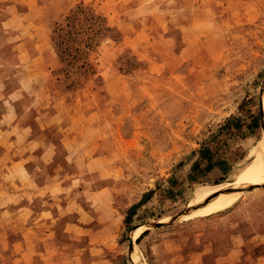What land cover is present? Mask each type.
<instances>
[{"label": "rangeland", "instance_id": "1", "mask_svg": "<svg viewBox=\"0 0 264 264\" xmlns=\"http://www.w3.org/2000/svg\"><path fill=\"white\" fill-rule=\"evenodd\" d=\"M79 5L115 30L69 89L51 35ZM263 150L264 0H0V264H264V183L179 216Z\"/></svg>", "mask_w": 264, "mask_h": 264}, {"label": "trees", "instance_id": "2", "mask_svg": "<svg viewBox=\"0 0 264 264\" xmlns=\"http://www.w3.org/2000/svg\"><path fill=\"white\" fill-rule=\"evenodd\" d=\"M113 30L105 17L87 5L72 8L63 22L56 24L51 39L59 60L57 73L69 89L97 74L91 55ZM147 233L145 231L138 241Z\"/></svg>", "mask_w": 264, "mask_h": 264}, {"label": "bare ground", "instance_id": "3", "mask_svg": "<svg viewBox=\"0 0 264 264\" xmlns=\"http://www.w3.org/2000/svg\"><path fill=\"white\" fill-rule=\"evenodd\" d=\"M258 176H259V178H258ZM262 181H264V150H263V155L261 156L257 165L251 164L249 167H247L239 175V177L236 180H234L232 182L227 181L224 183H217V184H213V185H203V186L199 187L195 191L194 195L192 196V200L190 201V205L198 203V201H200L201 199H203L202 202H204L206 205H204V207H202L198 210H193L194 207H196V206H191L190 209H192V208L193 209L190 210L188 215L198 216V214L208 212V209H211V208L218 206V205H221L223 203L224 204L228 203V201H229V199L221 197V196H224L225 194H229L228 192L220 194L218 197H221V198H219L218 201H215V202H212L211 200L216 199L218 197L206 198V197H209L211 194L217 193V192H219L223 189H226V188H244V186L247 184H249V186H246V187H250L252 185H261ZM144 228H145V226L136 230L135 237H137L143 231ZM132 260H133V264H146L143 256L141 255V253L139 251L132 252Z\"/></svg>", "mask_w": 264, "mask_h": 264}, {"label": "crops", "instance_id": "4", "mask_svg": "<svg viewBox=\"0 0 264 264\" xmlns=\"http://www.w3.org/2000/svg\"><path fill=\"white\" fill-rule=\"evenodd\" d=\"M30 139H28V142L26 144V160H29L31 162H41L43 164H47L45 155H46V147L45 146H38L36 142H29ZM18 150V148H17ZM58 162V161H57ZM60 178L64 177H41V180H37L36 177H32V175H29L28 177H25L26 182L34 183L35 182V188H28V190L25 192L26 197H30L31 199H41L44 196H46L49 192V183L51 184H59ZM89 180V179H88ZM15 181H21L19 177H15ZM61 181V182H62ZM67 182V181H65ZM90 182V180H89ZM31 185V184H30ZM86 187V186H85ZM262 256H260L258 259V263L260 264L262 262ZM76 259V258H75ZM22 261V259H20ZM38 262L40 260L42 261L41 257L36 258ZM27 264H33L34 259H26L25 260ZM35 262V264H40L38 262Z\"/></svg>", "mask_w": 264, "mask_h": 264}, {"label": "water", "instance_id": "5", "mask_svg": "<svg viewBox=\"0 0 264 264\" xmlns=\"http://www.w3.org/2000/svg\"><path fill=\"white\" fill-rule=\"evenodd\" d=\"M260 185H252L248 188L244 187V188H227L225 190H221L217 193H214V194H211L209 197L207 198H215V197H218L220 194L222 193H225V192H228V193H236V192H241V191H247V190H252L256 187H258ZM191 208V206L187 205V208L184 209V211L179 214L180 215H184V213H187V211ZM177 219V217H174L172 220H171V223L175 222V220ZM166 225V223H163L162 221H159V222H156L153 224L154 227H161V226H164ZM142 226V225H141ZM130 240H131V243H130V249L133 250V241H132V237H130Z\"/></svg>", "mask_w": 264, "mask_h": 264}, {"label": "snow or ice", "instance_id": "6", "mask_svg": "<svg viewBox=\"0 0 264 264\" xmlns=\"http://www.w3.org/2000/svg\"><path fill=\"white\" fill-rule=\"evenodd\" d=\"M262 183H264V181H262Z\"/></svg>", "mask_w": 264, "mask_h": 264}]
</instances>
